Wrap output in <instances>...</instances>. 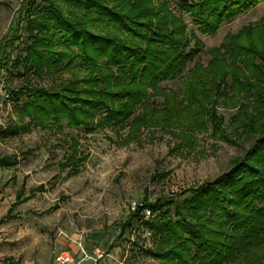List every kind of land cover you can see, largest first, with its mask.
Listing matches in <instances>:
<instances>
[{
  "label": "rangeland",
  "instance_id": "1",
  "mask_svg": "<svg viewBox=\"0 0 264 264\" xmlns=\"http://www.w3.org/2000/svg\"><path fill=\"white\" fill-rule=\"evenodd\" d=\"M55 1L59 2L60 7L67 13L83 14L82 9L70 5L68 0ZM149 1L147 10H160V15L171 16L172 21L163 28L164 32L172 35L171 26L181 30L182 35L173 34L172 37L183 41L181 47H185V53L191 55L180 74L159 81L158 86L166 89V94L177 90V98H182L181 89L187 86L189 70L194 67L197 79L203 77L210 81L205 85L198 84V87L204 86L213 94L215 87L211 82L217 84V103L211 105L210 96V103L208 102L206 107L210 108L217 120H221V129L226 135L229 134L228 136L234 139H217L218 132H213L207 110L203 111L206 113L203 116L197 117L193 114L199 109L196 104L190 107L193 114L190 116L199 121V127L194 124H169V121L164 125L161 116L157 115L158 117L152 118L154 120L148 122L145 128L140 129L137 137L128 142H122L127 133L125 125L120 127L106 123L92 130L84 127L75 129L68 128L61 119L58 123L59 129L32 126L28 132L0 136V158L12 162L8 167H0L2 198L10 202L22 181L24 193L28 188L41 186L32 198L17 206L25 214L16 217L13 222L24 229L35 231V235L40 239L37 245L43 248L42 252H46L47 248L49 254L54 257L57 252L67 250L71 263L84 257V253L91 255L92 248L98 247L104 249L106 255L96 264H163V260L153 259L149 253L150 250L158 248L157 237L152 238L137 222L121 236L115 237L118 223L126 216L129 204L146 198L148 202L160 200L161 207L165 208L164 215L157 211L149 219L170 221L172 226H176V230H179L176 223L182 221L184 228L190 229L189 234H177L179 241L189 248V264H199L200 254L197 259L194 258L198 251L192 242L195 235L201 231L205 232L203 239L212 242L210 256L204 260L202 258V264H264V203L261 200L243 201L249 207L244 212L239 211L241 207L233 209L238 210L236 214L240 216V222L235 224H230L229 219L223 216L219 210L220 197L215 200L212 192L211 207L197 212L191 208V198L198 195L203 188L209 187V183L219 182V185L212 186L211 189L216 196L222 194V200L226 199L225 204L231 207L234 203L241 202V199L238 194H233V190L221 184L222 180H225L224 183L226 180H232L240 172L260 180L258 173L264 176V152H253L255 159L259 160L258 163L252 162L251 159L241 163L239 161L242 157L246 159L257 137L264 136V126L255 134L241 133L237 138L233 129L241 124L242 114L251 115L253 108L261 110V116L251 115L249 119H254L255 122L264 121V0L247 5L232 17L221 20L210 33L201 32L186 9V5L191 8L195 1ZM21 2L22 0H0V38L4 34L12 33ZM32 16L35 22L44 15L43 12L34 11ZM90 16L94 14L91 13ZM89 28L101 34H105L107 30L106 27L98 25H91ZM136 28L148 37L159 33L150 32L146 27ZM118 31L121 32L119 29ZM22 34V40L16 43L13 56L22 55L25 43L30 41L26 36L27 32ZM232 34H238L243 39L248 38L247 41L252 40L257 49L253 50L252 54L240 59L236 57L234 60L232 58L235 55L225 52L224 48H220L217 55L216 48L223 44L225 37ZM121 35L127 36L125 33L118 34L120 37ZM158 38L160 41L156 44L138 40L133 45L139 43L155 50H169V45L164 47L165 35ZM52 50L70 52L75 56L72 65L67 66L68 59L63 58L57 64L55 73H44L41 77L32 75L30 70H23L14 63L5 70L11 90V108L6 123L9 129L20 124L17 110L28 96L32 95V89H50L60 81L63 83L65 79H71L74 74L81 75L79 65L83 59L75 46L66 45L57 35L53 40ZM222 53L224 63L221 62ZM228 58L229 60H226ZM230 61L233 64H230ZM234 76L239 88L243 87L240 89L242 91L235 87ZM20 87L24 88L19 93L15 92L16 88ZM146 91L147 99L160 107L161 97L154 94L151 88ZM203 96H206V93L198 98ZM242 106L247 108L242 109ZM138 110L135 106L133 115H136ZM99 113L98 122L103 111ZM180 131L191 134V141L178 136ZM240 131L238 128L237 132ZM69 138L80 144V150L86 156L78 163L74 173H69L67 168H60V164L69 154ZM244 162H247V166ZM230 170L235 173L229 175ZM250 210L254 212L250 213ZM200 214L201 219L197 218ZM226 222L229 223L228 226H219ZM244 222H252V233L258 230V244L252 248L236 250V253L232 254L234 241L247 236L237 228L244 225ZM167 250L164 247L162 251ZM87 260L94 264L87 257L79 264H88Z\"/></svg>",
  "mask_w": 264,
  "mask_h": 264
},
{
  "label": "trees",
  "instance_id": "2",
  "mask_svg": "<svg viewBox=\"0 0 264 264\" xmlns=\"http://www.w3.org/2000/svg\"><path fill=\"white\" fill-rule=\"evenodd\" d=\"M192 1L195 2L190 6L191 8L186 5V9L191 14L193 22L201 32L210 33L221 20L232 17L234 13L243 10L247 5H253L260 0ZM63 2H66V0ZM67 2L76 8L82 9L83 14L67 13L55 0H22L15 16L12 33L4 34L0 38V69H7L11 63H14L21 66L23 70H30L32 75L41 77L44 73H55L57 64L63 58L68 59L67 66L72 65L75 59L74 55L65 50H52L53 40L58 35L63 43L68 46H75L78 49V54L83 59L79 65L82 70L81 75L74 74L71 79H65L63 83L60 81L50 89L43 87L30 88L32 89V95L28 96L24 104L17 110L21 120L20 124L12 129H9L6 125L4 129H0V136L3 134L14 135L23 131L28 132L32 126L59 129L58 123L63 119L68 128L75 129L84 127L92 130L106 123L119 125L120 127L125 125L127 133L122 142H128L137 137L140 129L145 128L148 122L158 117L157 115L161 116L164 125L169 121V124L180 123V125L185 126L194 124L199 127V121L191 118L190 115L203 116L206 114L203 111L207 110L213 132H218L217 139L224 141L234 139L228 136L229 134L226 135L225 131L221 129V120H217L210 108L206 107L210 103V96L212 98L211 105L217 103V84L214 81L211 82V85L215 87L213 94L209 91L210 89H205L204 86L198 87V84L205 85L210 81L205 80L203 77L197 79L194 67L191 68L193 70H189L187 86H183L181 89L182 98H177V92L179 93V91L172 90L166 94V89L158 86L159 81L171 79L180 74L191 57V55L185 53V47H181L183 41L172 37L173 34L182 35L181 30L178 31L174 26H171L172 35L164 32L163 28L172 21L171 16L160 15V10H147L146 6L150 4L149 0H68ZM76 8L74 9L76 10ZM34 11L43 12L44 16L34 22L32 19ZM91 13L94 16H90ZM91 25L106 27V33L95 32L94 29L89 28ZM137 26L146 27L150 32L159 33L148 37L140 32L136 28ZM118 29L121 31L120 33ZM34 30L36 31L33 32ZM49 31L52 32L49 33ZM22 32H27L26 36L30 41L25 43L22 55L13 56L16 43L22 40L24 35ZM122 33L127 36H118ZM160 35H165L164 47L169 45V50H155L150 46H142L139 43L133 45L138 40L151 44L159 43L158 37ZM244 39L238 34L227 36L215 52L219 55L217 53L219 49L224 48L225 52L235 55L232 58L233 60L236 57L240 59V57L243 58L245 55L252 54L253 50L257 49L256 44L252 40L247 41L248 38ZM42 46L43 48H40ZM223 54H220L221 58L224 57ZM226 60H229V58ZM221 62L224 63L225 58H222ZM230 64L233 63L230 61ZM233 79L237 90L242 91L240 89L243 87L239 88L236 84L237 79L235 76ZM22 88L24 87L16 88L15 92L19 93ZM147 88H151L154 94L161 97L160 107L147 99ZM205 93L206 96L198 98L199 95ZM194 104L199 109L192 114L190 107ZM135 106L139 110L136 115H133ZM241 108L246 109L247 107L242 106ZM99 111H103V115H100L102 117L100 122L97 120L100 114ZM261 113V110L257 108L251 110L253 116H259ZM251 115L242 114L241 124L233 127L235 138L239 137L241 133L255 134L262 129L264 121L257 120L255 122L254 119H249ZM24 118L27 120H24ZM238 128L241 129L239 133L237 132ZM177 135L191 141L192 135L187 132L180 131ZM68 141L67 147L70 152L66 155L64 162L60 164V168H67L69 173H74L78 163L86 156L80 151L79 143L75 139L69 138ZM253 144L250 148L252 150L246 155V159L240 158V163L249 159L258 163L259 160L255 159L256 156L253 155V152H264V136H258ZM0 162L6 165L9 164L5 158H1ZM244 165L247 166V162L246 164L244 162ZM233 173H235L234 170H230L228 174ZM224 176H226L225 173ZM258 176L261 180L240 172L232 180H226L225 183V180L220 182L227 189L233 190L234 195H239L241 202L234 203V208L232 205L230 207L225 204L226 199L222 200V194L218 193L219 195L216 196L211 189L212 186L219 185V182L209 183V187L203 188L198 195L192 197L191 208L197 212L204 211L202 209L205 207H211L210 195L212 192L215 200L220 197L219 210L224 217L229 219L230 224L240 222L238 220L240 216L236 214L238 210L233 209L241 207L239 211L244 212L247 210L249 207L243 201L251 200L254 202L258 199L264 203V176L259 173ZM35 189H41V186L30 189L27 197L31 196ZM21 194L22 191L18 190L16 200L20 199ZM160 203V200L148 202L146 198H142L140 205H137L134 210H128L124 219L118 223L115 237L121 236L133 226L134 222H137L152 238L157 237L158 239V248L149 251L153 259L163 260V264H189V248L179 241L177 236L179 232L191 233L190 229L184 228V222H177L179 230H176V226H172L170 221L161 222L160 218L151 220L150 217L148 219L143 217L144 207L150 210L151 216L157 211L164 215L165 208L163 209ZM14 205L13 203L10 209ZM163 205L165 206V204ZM249 212L253 213L254 211L250 210ZM201 216L202 214L197 218L201 219ZM244 223V225L237 226V228L247 236L242 240L238 238L234 241L232 254H235L236 250L252 248L258 244L256 241L258 230L252 233V222H249L250 224ZM225 225L228 226L229 223H221L219 226L224 228ZM204 234L203 231L196 234L195 240L192 242L195 250L198 251L194 258L197 259L200 254L199 264H202V258L203 260L209 258L211 253L212 242L203 239ZM164 247L168 249L165 252L162 251Z\"/></svg>",
  "mask_w": 264,
  "mask_h": 264
},
{
  "label": "crops",
  "instance_id": "3",
  "mask_svg": "<svg viewBox=\"0 0 264 264\" xmlns=\"http://www.w3.org/2000/svg\"><path fill=\"white\" fill-rule=\"evenodd\" d=\"M8 162L9 164L7 165L0 162V167H8L12 165V162L10 160H8ZM33 188L36 187L28 188L27 192L24 193V182L22 181L20 187L14 192L13 199L10 202L5 201V198H2V194L0 193L1 264H54L53 257L49 254L48 249L46 248V252H42L43 248L37 245L40 239L35 235V231L28 228L24 229L21 226H17L16 223L13 222L16 217L23 216L25 214L24 211L17 208V206L22 202L32 198L36 190H40L35 189L33 194L27 197L29 190ZM18 190H21L22 194L20 199L16 200V193ZM13 203L15 205L10 209V206ZM63 252L69 254L67 250H63ZM42 253L44 254V256H42ZM87 261L89 262L88 264H92L91 261Z\"/></svg>",
  "mask_w": 264,
  "mask_h": 264
},
{
  "label": "built area",
  "instance_id": "4",
  "mask_svg": "<svg viewBox=\"0 0 264 264\" xmlns=\"http://www.w3.org/2000/svg\"><path fill=\"white\" fill-rule=\"evenodd\" d=\"M6 69H0V129H4L6 127L8 112L11 104V94L10 89L8 87V82L6 78ZM137 205H140V202H131L129 204V210H134ZM151 216V212L148 208H143V217L148 219ZM106 255L104 249H100L98 247L92 248V254L87 255L84 253V257L90 258L94 264L98 260H101ZM84 257L74 261L71 263V257L66 252L60 251L57 252L53 257L54 264H79ZM1 264V263H0Z\"/></svg>",
  "mask_w": 264,
  "mask_h": 264
}]
</instances>
